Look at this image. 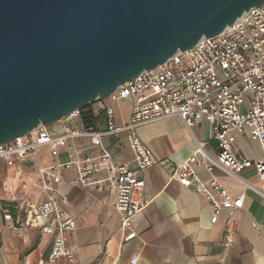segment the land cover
<instances>
[{"label":"crops","instance_id":"crops-1","mask_svg":"<svg viewBox=\"0 0 264 264\" xmlns=\"http://www.w3.org/2000/svg\"><path fill=\"white\" fill-rule=\"evenodd\" d=\"M89 106L93 128L103 131L106 129L104 110L111 109L114 125L123 126L129 120L132 102L117 103L108 98ZM84 129L80 118L46 127L55 136ZM136 134L155 164L143 175L144 195L150 203L132 220L135 239L123 241L128 232L120 231L113 193L108 183L102 182L107 178L105 170L92 178L93 182H101V187L74 186V165L60 168L59 181H52L55 175L50 171L52 167L98 154V148L87 138H79L57 149L55 156L51 155L50 147H44L24 161L0 160V264H129L133 258L135 264H264V181L258 180L253 169L239 173V180L220 170L212 174L196 171L201 182L214 177L231 195L242 198L241 209L222 210L214 225L209 222L210 204L192 189L181 188L176 181L169 180L168 172L191 157L196 144L202 143L207 155L216 156L212 127L202 121L188 129L178 119L167 118L137 128ZM231 136L237 155L249 161L260 157L258 144L247 132L233 131ZM102 146L110 152L112 164H128L134 169L125 134L102 138ZM42 184L53 190L60 211L75 222V231L68 240L74 263L65 259L53 262L49 256L50 237L25 223L24 212L49 195L43 191ZM62 198L65 204L60 202ZM2 203L16 206L12 220L15 230H10L9 223L3 219ZM229 220L235 222V231L232 246L225 249L222 238Z\"/></svg>","mask_w":264,"mask_h":264},{"label":"built area","instance_id":"built-area-1","mask_svg":"<svg viewBox=\"0 0 264 264\" xmlns=\"http://www.w3.org/2000/svg\"><path fill=\"white\" fill-rule=\"evenodd\" d=\"M113 102L131 101L128 122L115 126L112 110H104L106 129L96 131L93 127L83 131L71 130L60 136L39 127L33 132L0 146V160L10 163L12 159L24 161L35 156L41 148L50 147L51 155L64 148L69 141L87 138L98 148L95 157L50 169L59 181L58 170L76 166V176L72 184L86 188L91 185L101 187V182L92 178L100 171L107 172L106 180L114 196V210L119 217L121 232H128L124 242L136 238L132 231V220L150 203L145 195L143 175L155 162L150 151L136 134V129L167 118H176L186 128H192L204 121L212 127V139L217 143V154L210 157L202 143L196 144L194 154L168 172L169 180H174L184 189H192L200 194L211 206L209 222L216 224L222 210L234 211L242 208V198L231 195L214 177L201 182L196 171L208 174L214 170L237 179L238 174L253 169L259 181H264V7L252 8L231 27L218 36L204 39L193 48L179 52L156 69L143 72L124 83L110 96ZM79 118V111L71 113L60 122H72ZM233 131H245L260 148L257 160L249 161L234 151ZM125 134L133 156L134 169L128 164L114 165L111 154L102 146V138ZM41 174L43 171H39ZM42 189L48 192L45 201L29 207L24 212L25 223L37 228L41 234L50 237V259L55 262L65 259L74 263L73 249L68 247L69 237L75 231V222L59 209V200L47 184ZM60 202L66 203L65 199ZM3 219L9 229L15 225L9 214ZM227 231L222 238V246H232L235 222H227ZM136 258L129 264H135Z\"/></svg>","mask_w":264,"mask_h":264},{"label":"water","instance_id":"water-1","mask_svg":"<svg viewBox=\"0 0 264 264\" xmlns=\"http://www.w3.org/2000/svg\"><path fill=\"white\" fill-rule=\"evenodd\" d=\"M264 0H0V146L60 122Z\"/></svg>","mask_w":264,"mask_h":264},{"label":"trees","instance_id":"trees-1","mask_svg":"<svg viewBox=\"0 0 264 264\" xmlns=\"http://www.w3.org/2000/svg\"><path fill=\"white\" fill-rule=\"evenodd\" d=\"M90 106L82 109L79 111V118L81 119V121L83 122L85 129L86 128H90L93 127L92 123H93V114L92 112L88 111V108ZM15 204H10V203H2V210L1 213L2 215L4 213H7L10 215L11 219L14 221L15 218V213H16V208H15Z\"/></svg>","mask_w":264,"mask_h":264}]
</instances>
